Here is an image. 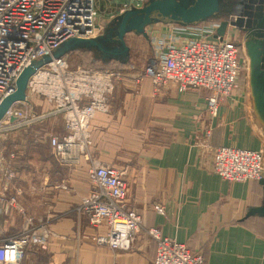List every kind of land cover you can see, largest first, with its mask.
<instances>
[{"label": "crops", "instance_id": "1", "mask_svg": "<svg viewBox=\"0 0 264 264\" xmlns=\"http://www.w3.org/2000/svg\"><path fill=\"white\" fill-rule=\"evenodd\" d=\"M218 1L217 13L196 23L152 20L140 33L150 42H125L127 51L144 53L147 62L158 47L164 51L169 41L179 44L193 31L213 38L220 21L240 10L237 0L225 8ZM130 2L98 0L99 19L101 12L123 14L128 10L120 12L122 5ZM251 37L249 29L232 26L224 34L237 48L239 72L214 116L204 88H155L140 77L143 64L134 61L136 68L132 60L112 69L109 110L91 122L90 159L122 171L127 202L141 215L142 229L126 249L97 245L92 238L105 227L92 226L78 212L81 198L94 189L87 176L90 159L76 150L72 164H64L53 154L49 137L64 132L62 117L43 99L19 102L32 122L0 131V241L18 234L24 218L32 217L46 231V244L26 248L21 264H154L156 243L148 228L200 254L204 264H264V213H251L264 207V184L227 181L212 171L214 149L230 146L260 151L264 178V70L256 68L259 50Z\"/></svg>", "mask_w": 264, "mask_h": 264}, {"label": "built area", "instance_id": "2", "mask_svg": "<svg viewBox=\"0 0 264 264\" xmlns=\"http://www.w3.org/2000/svg\"><path fill=\"white\" fill-rule=\"evenodd\" d=\"M98 0H0V101L14 91L21 71L32 61L46 59L29 78V96L45 100L62 117L64 132L49 137L53 154L64 164H72L79 150L90 159V128L93 118L107 113L115 88L112 69L82 65L70 67L65 55L55 52L72 39H95L103 34L98 17ZM120 12L140 8L151 0H130ZM175 44L169 41L163 51L158 47L149 59L141 78L155 88L175 83L179 91L204 88L209 91L207 110L214 116L217 106L234 88L239 72L237 48L233 41L208 34L201 29ZM25 102V101H24ZM17 103L0 120L5 126L31 124ZM13 129V128H12ZM212 171L227 181L260 180V151L219 146L213 151ZM87 176L94 189L81 198L78 212L86 215L94 227H105L102 235L92 238L97 245L114 249L129 248L142 229L141 215L126 198L122 171L90 159ZM15 202L14 198L10 203ZM156 243L154 264H204L200 254L184 244L164 237L157 228L144 230ZM47 234L32 217H25L21 231L0 241V264H21L26 248H44Z\"/></svg>", "mask_w": 264, "mask_h": 264}, {"label": "water", "instance_id": "3", "mask_svg": "<svg viewBox=\"0 0 264 264\" xmlns=\"http://www.w3.org/2000/svg\"><path fill=\"white\" fill-rule=\"evenodd\" d=\"M238 5L240 7L238 14L232 19L220 21L214 37L219 36L222 38L229 26L251 30L253 32L251 41L259 50L256 68L264 70V0H240ZM218 9V0H190L188 3L184 2V0H151L140 8L131 9L122 14L116 36L120 47L116 50L112 51L102 48L100 42L96 39L80 38L64 43L62 50L58 51L57 54H67L69 51L68 45L73 40L95 46L99 50L110 54H121L127 50L124 35L129 30L142 33L145 26L152 20L172 21L181 24L196 23L216 14ZM46 61L44 58L34 60L21 71L16 80L14 91L0 101V120L10 106L26 101L28 80ZM260 182L264 184V178H261ZM251 213H264V207L255 208Z\"/></svg>", "mask_w": 264, "mask_h": 264}, {"label": "rangeland", "instance_id": "4", "mask_svg": "<svg viewBox=\"0 0 264 264\" xmlns=\"http://www.w3.org/2000/svg\"><path fill=\"white\" fill-rule=\"evenodd\" d=\"M115 1V0H114ZM229 2L232 3V0H224V8L225 5ZM240 0L235 1V3L238 4ZM113 5V4H111ZM110 5V6H111ZM122 14V13H121ZM121 14H116L110 17L109 14H104L101 12L99 16L102 18V23L104 25V31L103 34L96 37L95 39L100 42L102 48H105L106 50H116L117 48L120 47L119 41L116 39L117 32H118V27L121 22ZM144 36L140 35V33L133 32L129 30L126 32L124 35V42H133V47L137 46H144L147 44V42H150L147 38H143ZM72 43L71 47H69V54H66V58L69 62L70 67H75L79 64L81 65H91V66H96V67H106L110 68V64L113 66L112 69H118L117 62L121 63H127L129 60H132L133 62L135 61L136 63H141L143 64L142 66H139V73L143 71L144 67L146 66L147 62H143L146 60L144 53L142 55H135L134 51L133 52H128L127 50L121 54H110L104 51L99 50L97 47L92 46V45H86L83 43H79L80 41H70ZM138 42V43H136ZM136 43V44H135ZM132 47V48H133ZM62 50V46L58 48L55 52H58ZM118 56L119 61L114 62L115 58ZM111 58V59H110ZM126 59V62H123L122 60ZM134 62V66L136 68L138 67ZM120 63V64H121ZM115 69V70H116ZM134 70V67H133ZM18 104V103H17ZM20 107V105H18Z\"/></svg>", "mask_w": 264, "mask_h": 264}, {"label": "trees", "instance_id": "5", "mask_svg": "<svg viewBox=\"0 0 264 264\" xmlns=\"http://www.w3.org/2000/svg\"><path fill=\"white\" fill-rule=\"evenodd\" d=\"M87 67H92V66H87ZM94 68H106V67H94ZM106 69H112V68H106Z\"/></svg>", "mask_w": 264, "mask_h": 264}, {"label": "flooded vegetation", "instance_id": "6", "mask_svg": "<svg viewBox=\"0 0 264 264\" xmlns=\"http://www.w3.org/2000/svg\"><path fill=\"white\" fill-rule=\"evenodd\" d=\"M243 1V0H242ZM251 31V30H250ZM251 34L253 35V32H251ZM253 37H251V40H252ZM252 42V41H251Z\"/></svg>", "mask_w": 264, "mask_h": 264}, {"label": "bare ground", "instance_id": "7", "mask_svg": "<svg viewBox=\"0 0 264 264\" xmlns=\"http://www.w3.org/2000/svg\"><path fill=\"white\" fill-rule=\"evenodd\" d=\"M24 102V101H23ZM19 103V102H18Z\"/></svg>", "mask_w": 264, "mask_h": 264}]
</instances>
